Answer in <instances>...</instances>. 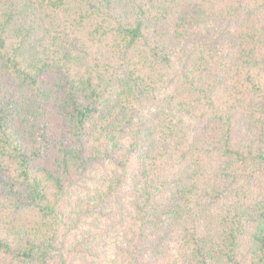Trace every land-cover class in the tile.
<instances>
[{"label":"trees","instance_id":"trees-1","mask_svg":"<svg viewBox=\"0 0 264 264\" xmlns=\"http://www.w3.org/2000/svg\"><path fill=\"white\" fill-rule=\"evenodd\" d=\"M0 264H264V0H0Z\"/></svg>","mask_w":264,"mask_h":264}]
</instances>
